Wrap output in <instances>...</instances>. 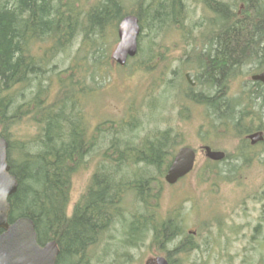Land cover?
<instances>
[{"label":"trees","instance_id":"trees-1","mask_svg":"<svg viewBox=\"0 0 264 264\" xmlns=\"http://www.w3.org/2000/svg\"><path fill=\"white\" fill-rule=\"evenodd\" d=\"M240 1L243 9L232 0L204 1L215 15V33L192 47L194 62H189L201 90L196 93L185 76L181 78L186 89L177 85L180 102L205 109L199 131L204 143H215L221 136L239 140L235 155L227 154L222 162H203L202 184L232 181L231 159H244L247 166L254 154L247 136L264 132V90L259 88L261 94L254 96L230 94V83L241 78L243 66L250 72L264 69V0ZM184 7L182 0H0V128L9 141L11 173L19 182L9 200V221L29 218L40 245L56 241L57 264H94L90 250L115 225L124 224L128 197L142 210L123 225L124 245L135 248L149 237L152 246L167 253L169 264L175 258L181 264L180 255L199 251L194 235L185 232L181 212L161 211L164 178L184 146L182 132L154 122L159 115L156 105L149 111L153 120L142 121V104L130 105L124 119L104 120L90 130L85 106L95 91L92 84L98 83L96 76L113 71L110 39L118 40L123 19L139 18V51L126 66L116 65L124 70L134 63L140 71H149L156 57L143 44V31L179 29ZM75 45L72 62L62 68L61 55H71ZM58 57L62 61L53 64ZM186 112L187 108L180 112V122L190 119ZM25 120L39 132L17 147L9 131ZM260 145L264 147V142ZM93 159L95 171L69 213L73 177ZM168 245L173 249L165 251Z\"/></svg>","mask_w":264,"mask_h":264},{"label":"rangeland","instance_id":"rangeland-1","mask_svg":"<svg viewBox=\"0 0 264 264\" xmlns=\"http://www.w3.org/2000/svg\"><path fill=\"white\" fill-rule=\"evenodd\" d=\"M182 1L185 18L179 29L166 26L158 32L150 27L143 31V44L156 57L154 68L149 71L143 68L140 71L132 63L123 70L113 61V71L106 76H96L98 83L92 84L95 91L87 97L85 104L90 130L104 120L124 119L132 104L143 105L144 111L140 113V119L148 123L153 120L149 116V111L154 108L151 106L156 105L157 109L154 110L159 115L153 114L158 119H154V122L161 127L171 125L179 129L183 134V144L196 148L199 152L193 173L174 186L166 184L161 200L162 213L167 215L178 209L184 220L185 232L193 234L200 246L199 251L180 255L181 264H264V147L260 144L252 146L254 154L251 153L252 160L246 163L247 166L244 159H231L230 162L235 163V172L231 173L232 181L200 182L203 179L200 167L207 159L201 152V147L213 143L211 145L216 146L217 150L235 155L239 140L221 136L223 139L218 138L215 143L212 140L208 144L204 143L199 135L200 127H203L205 121L204 107L180 102L182 96L177 85L182 83L181 77L187 72L196 74L192 65V47L213 37L216 26L215 15L208 9L205 0ZM232 1L233 5L238 4V7L244 8L242 1ZM241 13L239 10V14ZM117 43L118 40L111 42L110 39V54ZM77 49L78 45H75L71 55H61L64 58L63 64L60 63L62 68L72 62ZM61 58L58 57L53 64L61 62ZM249 69L247 65L243 66L241 78L230 83L232 96L244 95V91L248 90L247 82L253 73V68L252 72H248ZM174 70L178 71L177 74L173 73ZM172 79L176 81L173 84L169 83ZM182 87L186 89L187 83H182ZM195 87V92L199 93L201 87ZM186 108L190 119L180 122V112ZM163 117L166 118L165 123ZM38 132L33 123L25 120L9 131V138L18 147L20 143L32 141ZM257 132L253 131L248 136ZM202 133L206 135L205 131ZM95 168L96 159L90 160L88 166L73 177L69 213L83 195ZM126 204L124 224L128 223L132 214L142 210L134 204L132 197L127 198ZM123 225H115L90 250L94 264H151L159 256L167 258L166 252L152 246L149 237L135 248L124 245L127 229ZM168 248L165 251L172 250L173 245H168ZM173 264H177V258Z\"/></svg>","mask_w":264,"mask_h":264},{"label":"water","instance_id":"water-1","mask_svg":"<svg viewBox=\"0 0 264 264\" xmlns=\"http://www.w3.org/2000/svg\"><path fill=\"white\" fill-rule=\"evenodd\" d=\"M141 34L140 21L135 15L126 16L118 26L119 42L112 58L120 66H125L130 58L136 57L139 51V36ZM193 72L186 74L190 85H195ZM254 81L264 83V72L254 75ZM253 144L264 139L263 133L258 132L249 136ZM8 141L0 132V264H57L60 249L55 241L44 246L38 243V235L34 222L29 218H20L13 223L9 222L11 203L9 202L18 190L19 182L10 173L8 162ZM209 159L222 161L226 154L214 151L210 146L203 147ZM196 151L189 147H182L171 166L165 180L169 185L176 184L179 180L190 174L195 167ZM156 264H168V261L159 257Z\"/></svg>","mask_w":264,"mask_h":264},{"label":"flooded vegetation","instance_id":"flooded-vegetation-1","mask_svg":"<svg viewBox=\"0 0 264 264\" xmlns=\"http://www.w3.org/2000/svg\"><path fill=\"white\" fill-rule=\"evenodd\" d=\"M248 72H250V71H248ZM262 72H264V69H261L260 71H257V72H253V73H251V75H250V79L248 80V82H247V87H248V90L247 91H244V93L245 94H250V95H252V96H254L255 94H258V95H260L261 93L259 92V91H257L259 88H261V90L263 89L264 90V83L263 82H257V81H253L251 78H252V75L253 74H255V73H262ZM228 81V80H227ZM253 83L254 84H256V85H258V87H256L255 89H254V86H253ZM259 92V93H258ZM231 93V92H230ZM258 97V96H257ZM168 260V259H167Z\"/></svg>","mask_w":264,"mask_h":264},{"label":"bare ground","instance_id":"bare-ground-1","mask_svg":"<svg viewBox=\"0 0 264 264\" xmlns=\"http://www.w3.org/2000/svg\"><path fill=\"white\" fill-rule=\"evenodd\" d=\"M223 161V160H222ZM222 161H219V162H222ZM160 257H163V256H160ZM163 258H165V257H163ZM166 259V258H165ZM167 260V259H166Z\"/></svg>","mask_w":264,"mask_h":264}]
</instances>
